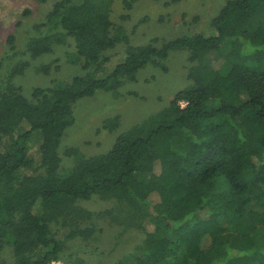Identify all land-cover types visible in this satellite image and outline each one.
Listing matches in <instances>:
<instances>
[{
    "label": "trees",
    "instance_id": "1",
    "mask_svg": "<svg viewBox=\"0 0 264 264\" xmlns=\"http://www.w3.org/2000/svg\"><path fill=\"white\" fill-rule=\"evenodd\" d=\"M112 4L57 0L45 32L26 43L21 55L36 62L73 39L79 72L69 81L24 96L14 79L30 63L0 61L9 68L0 77V264L80 263L73 244L96 234L80 203L94 199L120 207L142 231L138 254L119 264H264V0H228L204 32L138 47L111 20ZM8 43L14 49L12 36ZM117 46L124 51L111 55ZM173 52L187 54L188 86L107 152L66 149L73 165L62 172L60 140L74 105L98 91L117 94L148 67L168 71ZM212 53L218 64L207 60ZM118 120L105 119L102 130Z\"/></svg>",
    "mask_w": 264,
    "mask_h": 264
},
{
    "label": "rangeland",
    "instance_id": "2",
    "mask_svg": "<svg viewBox=\"0 0 264 264\" xmlns=\"http://www.w3.org/2000/svg\"><path fill=\"white\" fill-rule=\"evenodd\" d=\"M56 1L0 0V61L14 55L11 61L14 64L30 63V67L14 79L24 96H28L35 87L46 88L55 82H67L79 72L74 57L75 43L71 38L56 43L51 53L44 54L36 62L25 54L21 55L30 37L45 32L44 24ZM226 1L181 0L176 4H166L170 0H141L131 10L125 11L121 0H113L111 20L116 26L124 28L130 45L138 47L151 43L153 39L171 40L204 32L211 18ZM36 26L42 27L35 31ZM10 36L13 37L14 49L8 43ZM122 51L124 47L117 46L110 53ZM207 60L218 64L215 53L210 54ZM166 64L168 71L164 73L152 67L140 71L137 81L123 84L117 94L98 91L93 97L82 99L74 105L72 119L66 121L60 140L62 172H68L73 165L72 159L65 156L66 149L75 148L86 157L107 152L119 133L165 108L175 93L188 86L185 72L190 65L187 54L173 52ZM4 65L0 77L9 70ZM44 65H51L50 70L43 72L39 69ZM112 117L119 118V127L112 132L102 130L103 121ZM34 143L31 141L28 144L31 153L36 155ZM4 191L7 196H11L15 188L11 184ZM80 206L93 215L96 234L85 243L73 244V262L81 260L78 264H119L123 259L130 262V257L138 254L136 251L143 240L142 231L127 222V215L122 213L120 207L99 199L82 202ZM106 210L111 213L102 215ZM3 257L8 259L9 252L6 251Z\"/></svg>",
    "mask_w": 264,
    "mask_h": 264
},
{
    "label": "built area",
    "instance_id": "3",
    "mask_svg": "<svg viewBox=\"0 0 264 264\" xmlns=\"http://www.w3.org/2000/svg\"><path fill=\"white\" fill-rule=\"evenodd\" d=\"M183 106L185 105V104H182Z\"/></svg>",
    "mask_w": 264,
    "mask_h": 264
}]
</instances>
